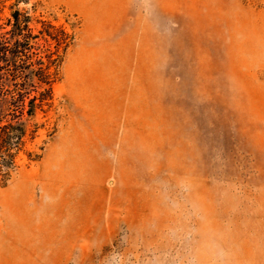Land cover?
Listing matches in <instances>:
<instances>
[{"label":"rangeland","instance_id":"374dc122","mask_svg":"<svg viewBox=\"0 0 264 264\" xmlns=\"http://www.w3.org/2000/svg\"><path fill=\"white\" fill-rule=\"evenodd\" d=\"M14 10L55 75L0 264H264V0H0L3 32Z\"/></svg>","mask_w":264,"mask_h":264},{"label":"trees","instance_id":"16d2710c","mask_svg":"<svg viewBox=\"0 0 264 264\" xmlns=\"http://www.w3.org/2000/svg\"><path fill=\"white\" fill-rule=\"evenodd\" d=\"M10 16L12 21L7 20L5 24L11 26L9 31L3 32L4 27L0 23V99L5 97L7 101L9 96L11 107L5 116L0 114V186L7 183L11 172L16 169L15 159L28 135L22 117H33L35 109L48 106L55 75L51 71L54 61L47 57L44 63L31 43L37 36L29 28V17L18 10ZM61 34L64 39L59 45L66 48L67 35L62 31ZM28 87L40 90L30 98Z\"/></svg>","mask_w":264,"mask_h":264},{"label":"bare ground","instance_id":"6f19581e","mask_svg":"<svg viewBox=\"0 0 264 264\" xmlns=\"http://www.w3.org/2000/svg\"><path fill=\"white\" fill-rule=\"evenodd\" d=\"M35 174V172L33 171V172H31V173H29L27 176L29 177V175H34ZM37 174V173H36ZM37 177V176H36ZM39 177V176H38ZM30 178V177H29ZM34 181V180H33ZM32 187L31 188H34L35 186H36V184H37V181H35V182H32Z\"/></svg>","mask_w":264,"mask_h":264}]
</instances>
